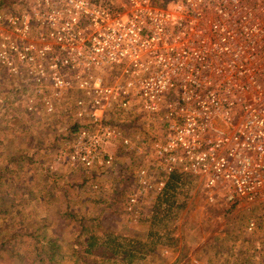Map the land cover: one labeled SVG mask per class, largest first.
Returning a JSON list of instances; mask_svg holds the SVG:
<instances>
[{"label":"rangeland","instance_id":"374dc122","mask_svg":"<svg viewBox=\"0 0 264 264\" xmlns=\"http://www.w3.org/2000/svg\"><path fill=\"white\" fill-rule=\"evenodd\" d=\"M85 1L86 9L69 0H0V264H50L46 252L55 253L52 264H125L102 254L104 248L86 253L88 237L108 231L158 237L157 250L132 264H264V197L228 202L230 188L209 187L208 174L189 172L186 153L171 152L175 161L169 170L168 160L153 150L156 127L142 115L113 109L98 112L99 122L88 115L82 119L77 102L88 100L85 92L53 83L46 57L86 54L75 53L74 38L62 31L87 30L90 20L75 18L76 8L95 18L109 12V20L97 18L103 30L129 17L128 0ZM155 5L172 10L177 1ZM28 43L50 49L40 58L24 49ZM98 72L105 84L120 68ZM160 129L164 148L167 128ZM243 130L225 124L208 130L209 146L219 136L233 137L220 155L227 167L248 146ZM96 135L100 142L93 144ZM192 149L187 153L193 157ZM108 154L113 163H100ZM93 159L96 166L88 164ZM141 168L147 170V186H140Z\"/></svg>","mask_w":264,"mask_h":264},{"label":"built area","instance_id":"2783aa9c","mask_svg":"<svg viewBox=\"0 0 264 264\" xmlns=\"http://www.w3.org/2000/svg\"><path fill=\"white\" fill-rule=\"evenodd\" d=\"M69 1L87 8L85 0ZM176 1L174 9L161 10L155 8L156 0H128L129 17L121 18L112 30L97 27L99 20L110 19L109 12H99L98 20L76 8L75 18L90 20L87 30L62 31L74 38L75 53L85 55L45 58L49 46L40 51L28 43L24 49L49 60L57 87L76 85L85 92L88 100L77 102L82 119L88 115L99 122L107 110L135 111L156 127L153 150L168 160L169 170L175 161L170 153L178 150L186 153L189 172L214 176L208 178L207 186L219 183L230 188V195L225 193L228 202L263 199L264 0ZM12 45L19 47L17 41ZM70 67L76 71L69 73L66 68ZM114 67L120 72L104 84L98 70ZM64 74L72 76L67 79ZM214 124L244 129L248 146L235 156L232 167L220 158L223 144L232 136H219L209 146L207 133ZM160 127L167 128L164 148ZM112 132L107 129L108 136ZM99 142L96 135L92 143ZM191 149L197 155L188 154ZM114 160L108 154L99 162L112 164ZM95 163L96 159L88 162ZM137 177L140 186L150 184L146 169H139ZM215 199V194L209 197L211 202Z\"/></svg>","mask_w":264,"mask_h":264},{"label":"trees","instance_id":"16d2710c","mask_svg":"<svg viewBox=\"0 0 264 264\" xmlns=\"http://www.w3.org/2000/svg\"><path fill=\"white\" fill-rule=\"evenodd\" d=\"M169 197L167 196V200ZM162 202V201H161ZM163 204L159 203L158 206ZM158 237L155 235L154 238L144 240L129 235L116 234L111 231L106 233L98 234L96 232L92 233L86 242V253L94 254L101 251L104 248L102 254L106 251L111 257L120 258V261L125 264H132L133 260L144 259L149 253H152L158 248ZM9 251H13L12 246L9 247ZM8 251V249H6ZM49 256L48 263L52 264L53 257L55 253L46 252Z\"/></svg>","mask_w":264,"mask_h":264}]
</instances>
